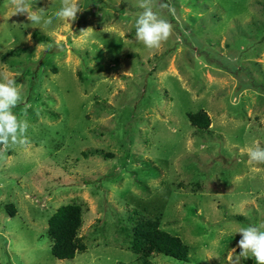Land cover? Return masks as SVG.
Returning a JSON list of instances; mask_svg holds the SVG:
<instances>
[{
  "label": "rangeland",
  "instance_id": "374dc122",
  "mask_svg": "<svg viewBox=\"0 0 264 264\" xmlns=\"http://www.w3.org/2000/svg\"><path fill=\"white\" fill-rule=\"evenodd\" d=\"M26 2L51 15L61 0ZM78 2L71 24L39 28L0 0V78L15 77L29 125L0 148V264H141L132 209L189 248L149 264H237L236 229L264 223V164L246 154L264 147V0H152L172 26L153 49L135 37L137 0ZM67 203L86 249L58 259L48 218Z\"/></svg>",
  "mask_w": 264,
  "mask_h": 264
},
{
  "label": "clouds",
  "instance_id": "9594fccd",
  "mask_svg": "<svg viewBox=\"0 0 264 264\" xmlns=\"http://www.w3.org/2000/svg\"><path fill=\"white\" fill-rule=\"evenodd\" d=\"M161 8L167 7L165 0H160ZM137 7L141 9L134 18L136 40L148 49L159 48L166 41L172 31L167 19L154 11L152 0H137ZM78 0H61L59 7L49 15L45 8L33 7L26 0H15V11L27 13L33 27L50 28L56 22L68 21L70 24L76 19L77 13L82 10ZM12 13V14H13ZM53 43H46L41 51H48ZM59 47V42H55ZM17 76L19 73L16 74ZM24 100L22 89L18 86L14 76L0 78V148L7 149L17 143H26L28 122L18 118L14 109ZM248 161L255 164H264V147L259 141H253L246 148ZM240 234L237 246L240 252L235 257L237 264L241 257H254L257 264H264V223L249 224L236 229ZM233 251L235 249L233 248Z\"/></svg>",
  "mask_w": 264,
  "mask_h": 264
},
{
  "label": "trees",
  "instance_id": "16d2710c",
  "mask_svg": "<svg viewBox=\"0 0 264 264\" xmlns=\"http://www.w3.org/2000/svg\"><path fill=\"white\" fill-rule=\"evenodd\" d=\"M188 118L198 129H207L210 119L205 111L190 112ZM10 215L13 205L6 206ZM130 227L126 236L130 238V249L137 255L141 264H149L148 257L161 253L177 260L188 258L189 248L178 235H173L159 227L158 221L142 211L132 209L129 216ZM82 224L81 207L75 203L59 206L48 218L47 234L51 240V254L58 259H71L78 251L86 249L78 231Z\"/></svg>",
  "mask_w": 264,
  "mask_h": 264
}]
</instances>
